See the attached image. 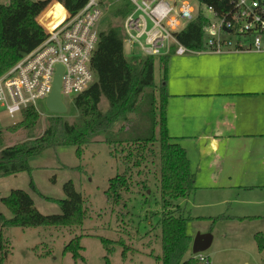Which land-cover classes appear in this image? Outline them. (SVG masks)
I'll list each match as a JSON object with an SVG mask.
<instances>
[{
  "label": "trees",
  "instance_id": "obj_1",
  "mask_svg": "<svg viewBox=\"0 0 264 264\" xmlns=\"http://www.w3.org/2000/svg\"><path fill=\"white\" fill-rule=\"evenodd\" d=\"M199 1L215 6L220 12L230 8L228 0ZM86 2L87 0H10L9 3H3L0 0V75L46 38V32L38 20L51 30L66 15L65 9L74 14ZM128 10V6H122L112 11L123 19ZM206 21L203 15L190 21L178 34L179 40L192 49L204 48ZM124 37L121 25H110L100 32L93 56L97 79L74 99L78 115L73 121L60 114L49 116L44 132L37 135L35 131L41 125V117L38 110L31 106L23 110L20 122L8 127L12 132L24 128L27 137L19 143L0 148V178L29 171V159L47 148L75 146L76 154L81 158L84 147L101 136H104L103 140L110 146L111 155L126 164L127 170L131 163L140 167L150 155L158 154L159 182L156 181V184L160 188L162 211L153 214L161 213L157 225L162 228V253L149 254L162 264H213L206 257L200 259L194 254L186 257L193 241V236L187 230V223L192 218L186 216L187 211L179 200L195 191L196 175L191 170L187 150L169 134L167 126V102L170 96L167 90L168 55L160 58L164 63V73L158 88L155 85L156 56H127ZM103 99L108 102L106 109L100 106ZM2 139L0 130V143ZM81 167L78 166V169ZM130 177L128 173L118 174L109 180L106 195L113 205L121 203L123 192L132 189ZM31 185H34L33 180ZM139 185L137 180L135 186L138 188ZM63 188L65 197L56 200L61 208V213L58 214L42 213L30 193L21 188L12 189L1 198L12 216L7 217L0 212V264H4L10 253L9 240L3 234L5 227H67L81 226L84 223L86 210L82 193L76 189L72 180L65 182ZM143 189V194L148 196L146 193L149 186L145 185ZM124 204L127 205L125 202ZM225 218L224 215L215 216L212 222ZM254 237L258 250L263 251L264 231L255 233ZM100 239L106 249V264H112L110 254L115 250L116 244L124 246L122 254L126 258L130 247L124 241L104 236H100ZM82 249L81 236H75L65 245L64 253H71L75 259H84ZM34 250L38 251L39 246L34 247Z\"/></svg>",
  "mask_w": 264,
  "mask_h": 264
},
{
  "label": "rangeland",
  "instance_id": "obj_2",
  "mask_svg": "<svg viewBox=\"0 0 264 264\" xmlns=\"http://www.w3.org/2000/svg\"><path fill=\"white\" fill-rule=\"evenodd\" d=\"M1 1L9 3L10 0ZM110 1L113 4L106 8L102 18L97 23L96 29L98 31H104L110 25L117 26L122 23V19L115 15L112 7L123 1ZM189 1L195 9L199 7L206 10V6L199 5L197 0ZM262 48L264 49V36ZM124 50L127 56L143 55L136 44L125 43ZM166 55H168V92H184L196 87L200 89V82H205L207 89H230L235 77L238 75L245 77L247 69L248 72L255 71L258 77L264 75L263 52L242 54L215 53L206 50L200 54L171 52ZM163 57L165 54L156 56L155 61V85L158 88L164 73V63L160 61V58ZM147 95L149 94L147 93ZM172 98L169 97L167 107L169 109L173 106L175 109H180L178 113H174L180 114L181 120L177 115L174 117L170 115L169 134L180 135L184 130L183 112H181L183 107L179 106L180 99ZM64 100L68 110L60 116L73 121L78 115V109L70 97L64 96ZM173 102L176 103L172 104ZM182 102L186 104L184 100ZM107 105V100L103 99L100 106L106 109ZM37 110L40 113L41 125L35 133L41 135L46 128L47 118L55 116V114L48 109L45 101L38 103ZM22 112L10 114L0 103V130L3 137L0 148L26 139L27 131L24 128L17 132L8 130L9 126L22 120ZM103 139L104 136L98 137L97 140L86 145L81 158L76 154L75 146L60 145L47 148L29 159L31 166L29 171L0 178V212L7 217H11L12 213L1 198L8 195L12 189L17 188L28 191L35 200L36 207L42 213H61V208L56 200L65 197L63 186L68 180H72L76 189L82 193L86 210V218L81 226L5 227L3 234L9 240L10 253L4 264H106V249L100 236L122 240L130 247L127 250L126 258H123L124 246L116 244L115 250L110 254L112 264H162L160 260L149 254L160 255L162 253L160 239L162 228L157 225L161 213L153 214V212L162 211L160 188L159 184H156V181L159 182V155H150L140 167H135L131 163L130 169L127 170L126 164L111 155L110 146ZM178 142L181 145H190L193 140L181 137ZM155 150L158 148L155 147ZM78 166L82 167L78 169ZM140 171L142 172L139 173ZM126 173L131 176L132 189L123 192L121 203L113 205L108 201L106 195L109 180L118 174ZM31 180H33L35 188L31 185ZM137 180L140 184L138 188L135 186ZM248 183L263 185L264 180ZM145 185L149 186L146 193L148 196L143 194L145 193L143 189ZM46 197L55 200H49ZM253 208V206L247 207L245 205L238 207L242 214L255 213ZM186 216H190V214L186 212ZM217 223L211 226V230L216 232L215 242L204 252L210 255L214 264L264 263V250L262 252L258 250L254 237L257 230L264 231L263 218L243 217L238 218L233 223H224V225ZM208 224L210 222L190 219L187 223L188 233L195 236L198 231L204 230ZM75 236H81L83 246L81 252L84 259H75L71 253H64L65 245ZM219 241L227 242L229 245L223 246L224 250L221 249V252L215 253V250L220 248ZM36 246H39L38 251L34 250ZM192 254L194 253L191 246L186 257H190Z\"/></svg>",
  "mask_w": 264,
  "mask_h": 264
},
{
  "label": "built area",
  "instance_id": "obj_3",
  "mask_svg": "<svg viewBox=\"0 0 264 264\" xmlns=\"http://www.w3.org/2000/svg\"><path fill=\"white\" fill-rule=\"evenodd\" d=\"M122 1L112 10L129 7L121 23L124 45L136 44L143 55L264 50V0H228L230 8L223 12L199 0L198 4L205 5L206 10L195 9L189 0ZM112 4L110 0H87L74 14L65 9L66 15L51 30L38 20L46 38L0 75V103L10 114L31 106L37 109L40 101L46 102L58 65L64 67L61 86L64 102V96L74 101L96 81L93 56L101 32L96 26ZM201 15L207 20L205 47L192 49L179 40L178 34ZM194 256L205 257L202 253Z\"/></svg>",
  "mask_w": 264,
  "mask_h": 264
},
{
  "label": "crops",
  "instance_id": "obj_4",
  "mask_svg": "<svg viewBox=\"0 0 264 264\" xmlns=\"http://www.w3.org/2000/svg\"><path fill=\"white\" fill-rule=\"evenodd\" d=\"M199 86L169 92V97L181 100L184 128L180 135H170L177 141L181 137L193 140L182 146L196 175V189L179 203L192 219L210 222L201 232L213 233L212 246L216 234L211 230L213 217L226 216L217 221L223 225L245 216L264 219V184L248 183L264 180V75L258 77L247 69L245 77H235L230 89H207L205 82ZM179 110L167 107L168 130L170 115L181 120L180 114H175ZM239 205L253 206L255 213L242 214ZM218 245L215 253L229 243L219 241ZM202 254L211 261L209 254Z\"/></svg>",
  "mask_w": 264,
  "mask_h": 264
},
{
  "label": "water",
  "instance_id": "obj_5",
  "mask_svg": "<svg viewBox=\"0 0 264 264\" xmlns=\"http://www.w3.org/2000/svg\"><path fill=\"white\" fill-rule=\"evenodd\" d=\"M53 87L46 99V105L53 114H64L68 108L62 99L61 86H62V74L64 67L62 65L57 66ZM214 235L212 232H201L198 231L193 237L192 252L194 254L203 253L208 250L213 242Z\"/></svg>",
  "mask_w": 264,
  "mask_h": 264
}]
</instances>
